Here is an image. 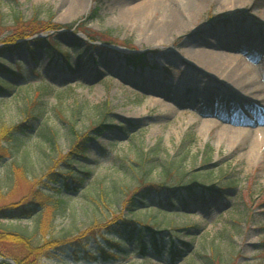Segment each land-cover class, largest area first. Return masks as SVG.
Listing matches in <instances>:
<instances>
[{"label": "rangeland", "instance_id": "obj_1", "mask_svg": "<svg viewBox=\"0 0 264 264\" xmlns=\"http://www.w3.org/2000/svg\"><path fill=\"white\" fill-rule=\"evenodd\" d=\"M221 1L203 0L199 11L190 15L186 13L185 17L181 13L184 21L181 27L158 38L151 23L157 26L167 19V8L158 7L144 18L126 17L125 5H136L140 0H0V47L12 32L14 13L21 14L25 22L36 13L41 20L51 18L58 25L72 27V30L60 28L58 31L64 49L75 48L74 39L80 37L85 56L90 54L97 58L96 62L92 58L78 65L77 57L72 55L73 70H69L49 64L43 51H40L38 64L31 61L25 48L7 57V66L25 63L22 71L28 75V80H17L11 74L1 75L2 79L15 84L16 89L11 88L12 95L4 99L0 97V144L9 146L6 140L1 141L2 130L26 121L29 113L37 118L27 120L35 131L29 132L27 139L24 137L22 148L0 158V197L3 196L0 205L16 203L17 207L33 188L45 183L40 187L52 193V200L67 202L65 212L61 214L56 210L52 226L55 236L44 237L45 242L48 237L60 239L59 234L82 231L92 221L103 224L116 214L129 220L156 224L160 230L169 226L178 229L175 230L178 237L176 248H181V241L191 243L192 249L174 264H264V132L261 146L256 143L255 136L248 134L250 130L257 133L264 129V123L235 124L233 129L244 132L246 137L236 138V142L222 139L224 127L216 123H222L224 115L204 116L194 102L198 100L208 107H224L228 113L226 119L234 117V104L237 107L235 113L243 114L242 120L256 121L249 108L262 98L247 92L241 96L240 91L224 85V80L218 81L216 87L213 83L215 76L201 64L192 62L184 52L193 44L205 51L213 48L226 55L237 53L233 41L229 44L218 38L237 31L245 38L244 24H250L256 33L264 36V0H242L226 5ZM167 3L168 7L172 5L177 9L181 5L180 0H168ZM93 13L98 16L91 18ZM79 25L85 26L84 31L73 32ZM107 30L112 31L113 39L119 44L105 47L100 42H91L87 35ZM49 34L41 33L37 37L45 38ZM21 41L18 39L16 43ZM90 42L96 49L87 47ZM253 44L240 45L236 49L242 54H251L262 46L260 42ZM141 53L146 54L147 66L131 64L128 58ZM261 57L264 58V51ZM253 61L250 62L256 67L253 73L261 76V85H264L258 68L260 64ZM32 69H37L42 78L32 74ZM180 98L186 102H177ZM102 112L113 124H123L127 129L125 134L117 130L103 131L101 136L90 141L86 159L78 158L70 163L75 171L87 165V171L93 175L78 196L69 198L66 191L59 192L61 185L54 187L50 181V168L58 171L68 166L63 155L72 146L70 123L73 122L75 130L86 131ZM226 121L223 123L231 126ZM47 128L56 133L54 146L40 135ZM135 146L143 151L160 149L158 161L177 160L188 153L184 162L187 168L199 175L205 169L212 172L211 182H214L205 180L206 184L221 188L226 179L236 180L237 192L229 188L213 197L197 196L189 209L163 207L172 213L152 210L131 215L118 203L123 198L124 188L134 184L135 172L131 171L130 165L136 161ZM207 155L210 159L204 162ZM15 162L23 171L18 176L12 173L16 169ZM224 170L229 176L220 182ZM158 172L155 170L154 175L157 176ZM7 176L12 177L10 181ZM165 198L167 202L168 197ZM111 199L119 201L118 205H111ZM53 206V203L47 205L45 218L50 216ZM19 223L34 226L32 221H2L4 226ZM183 227L190 229L186 232L181 230ZM98 242L105 241L101 237L98 240L91 237L80 249L64 243V249L60 251L50 244L30 259L33 264H104L102 259L95 261L86 255L88 250L99 249ZM47 248L52 249L46 252ZM98 249L93 250L92 256L99 257ZM81 251H85V255ZM134 251V247L125 248V256H128L120 258L116 264H172L167 253L158 256L150 250L152 261H143V256ZM77 255L80 260L75 259Z\"/></svg>", "mask_w": 264, "mask_h": 264}, {"label": "trees", "instance_id": "obj_2", "mask_svg": "<svg viewBox=\"0 0 264 264\" xmlns=\"http://www.w3.org/2000/svg\"><path fill=\"white\" fill-rule=\"evenodd\" d=\"M98 15L93 13L91 18H95ZM24 17L19 13H14L12 16L13 28L11 34L4 39V45L0 47V97L6 98L10 93L11 88L16 89V85L1 78V75L11 74L15 76L17 80L27 81L28 75L22 71V67L25 63L22 61L14 66H7V57L17 53L20 48H25L29 55V58L38 64L40 60V51L45 53V57L49 64H57L65 69L73 70L71 64L72 55L77 57L79 61L78 65L82 62L91 60L92 55L85 56V50H83V43L80 37L74 39L75 48L64 49L61 44V34H58L60 28H66L72 30V27L65 25H58L54 23L51 18L41 20L35 13L29 20L24 21ZM84 25L77 26L74 30L84 31ZM41 33H51L45 38L37 37ZM91 42H100L102 45L111 46L119 44L116 39L112 37V31L107 30L101 33H89L87 34ZM35 37V38H32ZM18 39L22 41L16 43ZM88 43V48L96 49L92 43ZM129 61L133 65L147 66L146 54H132ZM94 62L97 58H93ZM32 74H36L38 79L42 78L37 69L31 70ZM106 105V104H105ZM101 106L99 105V108ZM105 113H101L100 118L86 129V131H77L74 128L73 122L70 123L69 132L71 134V149L63 155L66 164L65 169H59L58 171L51 170L48 174L50 181L53 182L54 187L61 185L58 188L59 192L66 191L67 197L75 198L86 186V182L91 178L93 172L87 171L88 166H82L79 171H75L71 168L72 162L77 161L78 158L87 157L88 145L92 139H96L101 136L103 131L117 130L125 134L126 127L123 124H113ZM31 118H37L33 114L29 113L27 120ZM20 122L5 128L1 131V141L9 142V146L0 144V158L3 159L4 154L10 155L12 151H19L23 143L24 137H29V132H34L35 128L28 125V122ZM75 122V121H74ZM41 131V130H40ZM40 135L51 145L56 143V133L47 128L40 132ZM27 139V138H26ZM194 139L193 136L190 137ZM11 145V148H9ZM137 149L136 161L131 164V171L135 172L133 177L134 184L132 187L127 186L124 188V195L120 203L117 200L111 199V205L116 203L127 210L131 215L137 214L141 211L158 210L163 213H172L164 210L163 207L171 208L175 210L177 207H183L189 209L191 201L195 197L199 196L203 198L206 195L211 197L222 193L225 189H232L234 193L237 192L238 182L236 180L226 179L223 181L221 188L218 186H211L206 184L205 180L211 182L212 172L208 169L203 170V174L199 175L194 173L193 169L187 168L184 165L188 153L183 154L182 157L175 159H167L158 161V155L160 149H150L149 151H143L141 148L135 146ZM11 153H10V151ZM24 161L26 157L23 158ZM210 156H205L204 162L208 161ZM15 168L12 173L18 176L19 173H23L18 164L14 163ZM15 170V171H14ZM155 170H159L157 176L154 175ZM202 173V172H201ZM225 170L221 174L220 182L223 178H228V174ZM11 176H7L8 181L11 180ZM217 181V180H215ZM214 181L211 183L213 184ZM219 183V182H218ZM45 183L38 184L32 191L24 198H22L19 206L15 207L16 203H8L9 206L0 205V264H33V260L30 259L32 255H37L38 252L45 249V246L52 244V248L56 250H63L62 245L64 243L71 244L77 249L84 246V242H88L91 237H98L104 239L105 242H98L100 253L99 257L92 256L93 252L97 249L88 250V257H92L95 261L99 259L104 261V264H109L110 261L113 264L119 261L120 258L125 256V248H133L134 252H138L143 256V261H152L150 252H155L158 256L168 254L171 259V263H177L182 258L186 257L187 252L191 251L192 244L179 241L182 245L181 248H176L178 243L177 234L172 227H168L163 230L158 228V225L144 222L138 219H127L126 217H120L113 214L110 219L105 223L99 224L96 221H92L87 225L88 227L77 233L67 232L59 234L60 239L48 237L46 242L43 240L46 236H55L52 231L54 220L56 219L57 212H63L67 209V202L62 199L52 200V193L44 191L42 187ZM166 195V196H165ZM3 196L0 197V199ZM167 202L166 201V198ZM53 203L50 216L44 217L47 212V205ZM116 204V205H118ZM181 204L182 206H179ZM174 211L173 213H176ZM153 217L151 218V220ZM32 221L34 226H24L19 223L17 226H4L2 221ZM190 227H183L181 230L188 231ZM172 230V231H171ZM58 235V236H59ZM68 236H73L69 238ZM108 247V248H107ZM52 248H47L46 252ZM87 250V248H85ZM94 250V251H93ZM132 251V250H131ZM134 252H130L131 254ZM81 254L85 255V251H81ZM33 258V257H32ZM76 260H80L77 255Z\"/></svg>", "mask_w": 264, "mask_h": 264}, {"label": "bare ground", "instance_id": "obj_3", "mask_svg": "<svg viewBox=\"0 0 264 264\" xmlns=\"http://www.w3.org/2000/svg\"><path fill=\"white\" fill-rule=\"evenodd\" d=\"M167 1L168 0H140V3L136 5H131L130 7H126L125 5V16L132 18V17H137V18H144V16L150 11L155 10L158 7H165L167 8V19H165L163 22L161 21L160 23L156 24L151 23V25L155 28V32L158 33L157 37L162 38L167 36L168 34L172 33L176 28H179L182 26L183 17L180 16L181 13L185 17L186 13L191 14L194 13L195 11H199L201 5L203 4V0H180L181 5L177 7H174L172 5L167 6ZM238 1L242 0H223L221 1L223 5L226 4H232ZM264 5V1L262 3ZM150 22V19H148V23ZM150 25V26H151ZM237 27V26H236ZM244 30L245 38L242 37V34L239 31L233 32L231 34H227L225 36H220L218 39H225L224 42H231L233 41L235 46L234 50H236L237 53H221L219 50L215 49H205L203 47H194L192 44L191 47L184 49V52L186 55L190 57L192 62L196 64H201V66L206 69L209 73H211L213 76H215V79L213 83H216V87H218V81L224 80V85L231 87L234 91H240L243 96L246 92L251 94H256L257 98L260 97V102L257 103L256 105H253V110L252 108L251 112L252 116L256 119V121L253 120H242L241 118L243 115L242 113H235L236 106L232 104V109L234 111V117H230L229 119H226L228 117V113L225 112L224 107L221 108L219 106H210L208 107L205 104H202L198 100H195L194 102L196 103L195 105L199 108L204 113V116L206 114H212V115H224L223 117V122H227L226 120L231 123V126L225 125V123L219 122L216 123L217 125H222L224 129L222 130L221 133V138L222 139H232L233 141H237L238 138L240 137H246L244 135V132L239 131L238 129H233L232 126L235 124H239L244 122L245 124L251 125L256 122H262L264 120V85L262 83L261 85V76L257 77L253 72H255L256 67L251 64L250 62L253 60H256L260 65L258 68H260V71L262 73V76L264 78V58L261 57L262 52L264 51V36H260L254 29L250 27V24H244V27H242ZM262 45L260 49H254L251 47V50H253L255 53L251 54H242L241 50L238 51V48L240 45H244L245 47L249 45H253V43H259ZM222 42H220L221 44ZM196 44V43H195ZM238 46V47H237ZM259 51V52H258ZM257 52V53H256ZM254 62V61H253ZM238 89V90H236ZM244 91V92H243ZM180 95H182V92H180ZM186 95V94H183ZM232 98V97H231ZM254 99V98H253ZM185 100L183 98H180L177 100L179 103H183ZM186 102V101H185ZM188 103V102H187ZM200 105V106H199ZM211 108V109H208ZM220 110V111H219ZM225 112V113H224ZM224 113V114H223ZM226 116V117H225ZM264 129H260L257 133H252L251 130L248 134L255 136V141L256 143L261 146V140L263 137ZM249 135V136H250ZM237 138V139H236Z\"/></svg>", "mask_w": 264, "mask_h": 264}]
</instances>
